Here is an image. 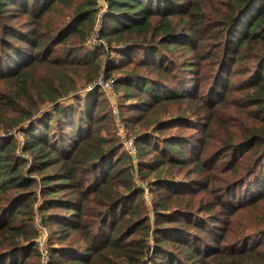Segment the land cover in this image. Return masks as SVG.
<instances>
[{"label":"rangeland","instance_id":"obj_1","mask_svg":"<svg viewBox=\"0 0 264 264\" xmlns=\"http://www.w3.org/2000/svg\"><path fill=\"white\" fill-rule=\"evenodd\" d=\"M74 1L82 4L86 0ZM64 2L61 0L55 6L57 13L63 14ZM196 2L178 1L175 9L182 8V14L174 24L177 31L171 34L175 35L171 39L165 36L154 39L153 34L127 35L128 43L116 45L103 38L105 24L102 38L95 39L97 14L88 37L84 32L72 33L66 45L51 42L48 56L32 40L46 39L51 34L38 26L40 17L36 19L23 10L12 9L0 18V140H17L16 156L23 161L25 176L37 180L33 208H23L12 221L13 227L24 228L22 234L0 233V264L26 261L28 264H125L126 258L109 251V238L130 240L135 234L130 236L126 232L128 228L120 225L110 227L114 212L109 210L113 203L121 204L120 210L136 207L139 220L149 218L150 227L155 230L146 239L150 251L137 264H264V120L260 119L257 106L247 101L254 89H244L248 72L256 70L254 75L257 74L263 64H258V54H250L251 50L246 48L240 66L238 62L234 64L233 56L227 57L209 80L213 55L218 52L220 60L223 52L220 49L213 52L208 40L223 32L221 27L206 22L199 34L210 38L192 52L195 38L182 23L184 17L188 19L184 13H191L189 19L198 27L201 23L193 21L197 17L192 13L193 8L182 4L195 6ZM261 4L262 0H258L253 12ZM206 8L211 18L214 7L210 9L206 4ZM73 20L77 23L70 18L66 25ZM230 30L222 47H231L239 40L233 36L232 27ZM19 36L30 41H21L17 39ZM133 43L137 46H132ZM65 46L70 50L68 53L62 51ZM94 58L99 60L97 69L96 64H91ZM113 68L116 70L107 75V70ZM127 75L146 80L142 85L155 90L159 98L154 100L133 83L122 82ZM102 80L121 82L114 91H104ZM24 93L28 94L25 99L18 98ZM28 98L35 100L36 106L32 107ZM95 98H98V110L93 129L81 133L61 122L58 108L67 109L78 100L91 102ZM150 106L152 109L148 111L146 108ZM114 110L119 112V118ZM82 122L77 120L76 125ZM45 126L47 131L43 132ZM31 130L42 132L41 136H48L50 144L63 150L59 155L69 167L75 170L82 166L86 179L84 185H78L81 190L75 189L78 193L69 187L60 193L50 211L42 194L41 177L36 173L30 175V169L37 163L53 161L54 155L38 161L35 157L39 153L25 151L24 132ZM131 138L136 142V156L126 149ZM140 138L147 140L141 143L144 154L138 145ZM170 140L172 143L167 145ZM97 148L108 154L98 165L89 160ZM172 148L188 159V165L169 167L166 150ZM204 148L210 155L202 165L194 158V149L201 155ZM122 158L127 162H121ZM229 160L236 165L227 167ZM140 163L152 164L156 172H162L163 183L156 186L152 175L147 182L142 181L136 172ZM111 164L115 166L110 175L113 179L109 177V183L104 185L102 180L108 178H103L104 173ZM251 166L255 167L252 172ZM127 167L129 174L133 173L131 189L117 186ZM238 167L243 173L235 176ZM55 170H46L43 176ZM133 185L141 186L144 193L136 195ZM118 189L126 191L119 192L116 201L114 195ZM6 193L10 196L11 192ZM16 193L13 191L11 196ZM110 198L113 200L109 201ZM74 203L71 213L77 212L78 217L72 220L79 222L78 230L72 229L75 226L72 222L64 224L57 220H65L70 213L63 207L70 210L69 204ZM9 208V202H3L2 210ZM141 245L135 241L132 247L141 250ZM30 251L34 257L29 259L23 252Z\"/></svg>","mask_w":264,"mask_h":264},{"label":"trees","instance_id":"obj_2","mask_svg":"<svg viewBox=\"0 0 264 264\" xmlns=\"http://www.w3.org/2000/svg\"><path fill=\"white\" fill-rule=\"evenodd\" d=\"M60 1L61 0H0V18L4 17L3 14L9 13L12 9L23 10L26 12V14L29 13L36 19L40 17V19L37 20L38 26L44 27L46 33L50 32L51 34L49 35V38L46 39H43L45 37H42V39L32 38V40L35 42V44L37 43L38 50H43L44 53H47L46 56H48L50 49L49 44L51 42L54 43L53 45L63 43L66 45L71 39L72 33L77 35L84 32L85 36L88 37L99 12V7L97 3H95V0H86L83 1L84 3L82 4H75L74 0H65L63 14H60L55 11V6L58 5ZM178 1L180 0H108L109 10L106 14L107 20L104 23L105 26L103 38L112 44L115 43L116 45H119V43H128V39L126 38L127 35L143 36L153 34L154 39L161 36L171 39L175 36L174 34H171L177 31V29L174 27V24L177 23V20L179 19L178 16L182 14V8L179 10L175 9ZM257 1L258 0H197V4L195 6H193L192 3H184L182 4L183 7L187 6L189 9L193 8L194 12L192 13L197 14V17L193 19V21L201 24L200 27H198L195 23H193L191 21L192 19H189L191 13L188 11L184 13L188 19L184 17L182 23L186 27L187 32L195 38L191 48L192 52L196 47H200L205 39L210 38H206L205 36L203 38V35L199 34V29H203L206 22L210 25L213 24L222 28L223 33L219 34L220 36H218L216 39L208 40L210 42L209 48H212L213 52L218 51L219 49L223 52V57L220 60V54L218 52L213 55V61L211 58H209L212 61L211 70L208 77L209 80H211V77H213V75L222 68L227 57L233 56L234 64L238 62V66H240L245 57L244 49L249 48L251 50L250 54H258V64H263V67L260 68L255 75L254 73L256 70H251L248 72L250 73V76L244 79V82L247 83L245 84L244 89H254L255 93L252 94L249 99H247V101L251 105L257 106L258 112L261 114L260 119L264 120V0H262L260 7L253 12L254 5ZM31 2L33 3L31 4ZM206 4L210 5V9H213L214 7L213 16L211 18L209 16V12H207ZM13 6L15 8H12ZM66 8H71V11H67ZM52 13L56 14L50 16ZM70 18L76 19L77 23H75V20H73L66 25L67 22L65 21L70 20ZM75 24H77V26L72 30ZM8 26L11 28V25ZM231 27L233 30V36L237 37L239 40L231 47L227 45L222 47V41L225 39L228 33H231ZM212 31L216 32L217 30L214 29ZM53 35H55L54 38ZM17 39H20L21 41H30V39H24V37L20 36ZM167 43L171 44L170 41H167ZM218 43L219 46H217ZM133 45L136 44L133 43L132 46ZM66 47L67 46H65L62 51H66L68 53L70 50ZM98 61V58H94L91 61L92 66L96 64V69L97 65L100 66ZM114 68L107 70V75L108 73L112 74V72L116 70ZM22 76H24V74H22ZM121 81L125 83H133L136 88L143 90V92L149 94L154 100L159 98V96L157 97L154 94L155 90H150L147 85H142L146 83V80L144 79H140L133 75H127V78ZM120 82H115V85H119ZM27 96L28 94L24 93L21 96L18 95V98L25 99ZM27 100L30 102L32 107L36 106L37 102L35 100L32 98H28ZM9 102H12V100L9 99ZM97 106L98 98H95L91 102L78 100L77 103L70 108H58L60 120L64 125L66 122V125L69 128L74 130L77 129V132L85 133L93 129L96 125L94 116L98 110ZM146 109L150 111L152 106ZM26 118L23 121H25ZM10 120L13 123L15 122L14 118H10ZM77 120L84 122L78 126L76 125ZM209 130V134L212 135V130L210 127ZM46 131L47 129L45 126L43 132ZM205 132H207V129ZM24 134L26 136V146L24 148L25 151L32 154L39 153L36 155L35 160L44 161L46 157H51L54 155L53 161L48 162L47 164L37 163L36 166L33 165V167L30 169V175L36 173L41 177L42 194L45 199L46 209L50 211L55 201L59 199L58 195L64 192L67 187H69L71 190H81L78 185H84L86 183V179L82 174L83 167L78 165L75 170L69 167L66 164L68 162H66V160L59 155L63 152V150H59L56 145L50 144L49 139H47L48 136H41L42 132L35 133L34 130H31L24 132ZM88 135L90 138L93 137L92 133H88ZM145 141H147L145 138H140L138 141L141 154L145 153L144 147L141 144ZM168 143L171 144L172 140L168 141L166 144L168 145ZM17 148L18 142L14 138L0 140V219L3 220L0 222V233L2 235H5L11 231L18 235L22 234L24 228L21 229L13 227V218L17 214H21V210L23 208L25 210L33 208V204L37 195L34 193V189L37 186V180H33L30 179V177L25 176L26 172L25 168L23 167V161L16 156ZM46 150L48 153H50L48 154L49 156H46ZM162 151L163 150L161 149V153L164 156L169 155L168 161H170V168H173L180 163H185V165H188V163H186L188 159L176 152L173 148L172 151H169V149L166 150L168 155L164 154ZM194 151L196 153L194 158L198 159L197 163H202L203 165V161L205 162L208 160L207 156L210 155V153H206L205 148L202 150L201 155L197 154L195 149ZM229 151L230 149L224 150L217 157V159L223 153H228ZM70 152H67L69 157L72 156ZM233 153L235 152L233 151ZM107 155L108 154L105 150L102 148H97L93 151L89 160H91V163H97L98 165ZM121 162L127 161L122 158ZM234 165L236 164L230 160L227 162V167ZM114 167L115 166H112L111 164L107 172L104 173L103 178L108 177L106 180H102L104 185L109 183V177L110 179H113V176L110 175L112 174ZM128 167L118 180L121 184H118L117 186L121 185L120 187L131 189V185L134 182L130 177L131 175L133 176V173L129 174L127 171ZM53 168L56 169V172H51L50 175L43 176L46 175V170ZM97 168L100 171L99 175H101V165L97 166ZM137 168L138 170H136V172L139 174L142 181L144 180V182H147L149 176L152 175L156 186L160 185V183H163V181L161 182L163 173L156 172L152 164L144 166L140 163L138 164ZM254 169L255 167L251 166L249 171L252 172ZM242 173V168H235V176L242 175ZM138 187L139 188H136V186L133 185L134 193L136 195L143 194L144 191L140 190L142 187ZM151 189H153L152 184ZM6 191L11 192L10 196L6 193ZM13 191H17V193L14 194V196H11ZM77 191L76 193H78ZM125 191V189H118L114 195L115 200L118 201L120 196L119 192L123 193ZM111 200L113 199L110 198L109 201ZM5 201L9 202L10 204V208L7 211L2 210V204ZM69 205L70 210L66 206L63 208H65L70 214L66 216L65 220L60 218L57 220L64 224L67 222H72L75 225L72 226V229L78 230L80 227L79 222L77 220H72V217H78V213H71L75 203ZM120 206L121 204L117 206V203H113L109 210V213L114 212V215L112 216L113 221H111L110 227L112 228L113 225H120L123 228H128L126 232L129 231L130 236L133 234L135 235L133 236L134 238H131L130 240H127V238L125 240L118 241L116 239L109 238L108 249L117 256L126 258L128 262L126 261L125 264H137L141 262V259L146 254L147 250L150 251L151 246L148 245L146 239H148L151 235V232L155 230L150 227L149 218H147L146 221L143 220L144 218H140L139 220L136 207L132 208L130 206L124 210H120ZM233 207L234 205H231V208ZM9 211L11 212L9 213ZM25 223L26 221H24L22 225H25ZM137 236L139 238H136ZM159 238L160 237L158 236V239ZM135 241L142 244L140 246L141 250L133 249ZM157 248L160 247H156V249ZM28 249L33 250L32 246H28ZM23 254H25L27 258L34 257L31 255V251L27 253L23 252ZM55 255L56 253H53V258L56 257ZM160 255L165 254L160 253ZM25 264H28V262L26 261Z\"/></svg>","mask_w":264,"mask_h":264},{"label":"built area","instance_id":"obj_3","mask_svg":"<svg viewBox=\"0 0 264 264\" xmlns=\"http://www.w3.org/2000/svg\"><path fill=\"white\" fill-rule=\"evenodd\" d=\"M98 7H99V12H98V19H97V24L95 26V30L93 33V36L95 39L97 38H101V33H102V28L104 26V19L106 18V14L108 13V7L109 4L107 3L108 0H96ZM114 87H115V82L114 81H110V80H102V89L104 91H114ZM114 114L116 115V117L119 118V112L117 110H114ZM126 146L128 149V151L136 156L137 154V148H136V142L133 138L129 139L128 142H126Z\"/></svg>","mask_w":264,"mask_h":264}]
</instances>
